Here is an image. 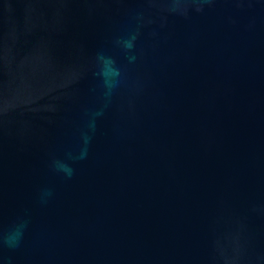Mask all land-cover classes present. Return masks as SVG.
I'll list each match as a JSON object with an SVG mask.
<instances>
[{"label":"water","instance_id":"1","mask_svg":"<svg viewBox=\"0 0 264 264\" xmlns=\"http://www.w3.org/2000/svg\"><path fill=\"white\" fill-rule=\"evenodd\" d=\"M0 264H264V0H0Z\"/></svg>","mask_w":264,"mask_h":264}]
</instances>
